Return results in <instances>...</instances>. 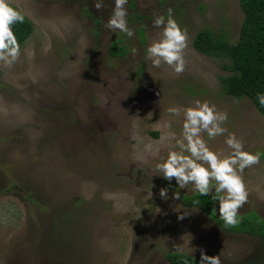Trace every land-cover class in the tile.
<instances>
[{"label":"rangeland","instance_id":"obj_1","mask_svg":"<svg viewBox=\"0 0 264 264\" xmlns=\"http://www.w3.org/2000/svg\"><path fill=\"white\" fill-rule=\"evenodd\" d=\"M95 2L10 0L35 28L15 64L0 63V264H171L170 252L200 264L202 251L220 264H264L259 237L186 207L183 195L196 192L155 169L179 151L171 137H182L183 109L207 102L228 116L223 135L201 132L211 150L227 156L235 134L260 153L242 173L248 200L238 213L264 216V114L226 94L223 62L194 47L201 29L237 41L240 0H128L131 38L105 27L114 0ZM169 9L187 32L180 74L146 59L162 33L153 20ZM116 40L124 54H111Z\"/></svg>","mask_w":264,"mask_h":264},{"label":"clouds","instance_id":"obj_2","mask_svg":"<svg viewBox=\"0 0 264 264\" xmlns=\"http://www.w3.org/2000/svg\"><path fill=\"white\" fill-rule=\"evenodd\" d=\"M127 3L128 0H114L112 14L105 27L131 38L135 33L128 25ZM95 7L103 8V0H96ZM24 20V13L13 7L10 0H0V63L5 67L15 64L21 54V45L12 26ZM153 26L161 28L162 33L160 39L147 48L146 59L151 61L153 67L166 64L176 74L182 73L185 68L183 52L187 47L186 30L173 17L171 9L167 19L163 15L157 16ZM258 99L264 105V94L258 95ZM169 112L180 115L181 109L172 107ZM183 115L182 137L177 139L174 133L171 137L179 151H169L166 157L156 163V172L169 182L175 178L180 189L191 186V190L200 196H208L214 189L213 200L219 201L220 219L225 226H235L240 222L238 211L248 200L242 173L246 168L259 163L260 153L245 151L242 141L235 134H229L225 141L231 149L230 154L225 156L211 150L201 132H206L210 139L223 135L227 129L222 124L228 116L227 113L217 112L215 106L207 102L195 101L194 106L183 109ZM160 196L167 199L168 189L162 188ZM106 198L112 197L106 194ZM175 198H180L178 193ZM200 264H220V259L202 251Z\"/></svg>","mask_w":264,"mask_h":264},{"label":"trees","instance_id":"obj_3","mask_svg":"<svg viewBox=\"0 0 264 264\" xmlns=\"http://www.w3.org/2000/svg\"><path fill=\"white\" fill-rule=\"evenodd\" d=\"M131 2L133 5V1ZM240 4L244 19L236 42L232 43L225 35L217 36L211 30L201 29L195 36L194 47L197 51L223 62V68L230 73L221 77L222 88L226 94L235 98H250L264 114V105L258 99V95L264 94V0H240ZM12 28L22 45L32 35L35 24L25 15L24 22L14 24ZM120 42L116 40L112 43L111 54L125 53ZM214 195L215 193L208 196H200L198 193L184 194L182 202L188 208L202 210L228 233L249 234L264 242V216L254 211L238 213L240 222L235 226H225L218 214L219 201L213 200ZM167 258L171 264H199L197 259L182 252H170Z\"/></svg>","mask_w":264,"mask_h":264}]
</instances>
